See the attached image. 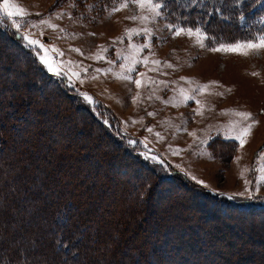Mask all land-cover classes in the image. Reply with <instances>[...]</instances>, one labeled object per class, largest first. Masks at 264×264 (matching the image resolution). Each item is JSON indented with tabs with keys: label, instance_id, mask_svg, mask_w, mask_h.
Listing matches in <instances>:
<instances>
[{
	"label": "rangeland",
	"instance_id": "1",
	"mask_svg": "<svg viewBox=\"0 0 264 264\" xmlns=\"http://www.w3.org/2000/svg\"><path fill=\"white\" fill-rule=\"evenodd\" d=\"M11 2L28 13L23 19L15 18L24 35L55 46L63 53L51 54L57 63L82 64L89 67V75L75 88L61 87L58 80L66 82L65 77L48 72L37 51L23 41L51 76L42 80L57 94L45 86L33 87L35 82L44 83L0 36V264H142L143 259L148 264L150 260L154 264H264V218L252 223L226 218L221 211L209 217L189 196L170 199L172 191L162 190L146 201L139 189L145 180L141 168L169 178L172 167L193 185L231 196L239 205L264 206V50L248 56L225 54L200 48L195 38H172L165 27L167 8L163 7L164 19L156 17L146 25L153 32L151 54L147 49L139 54L161 61L160 72L143 66L138 70L168 87H142L140 97L132 103L138 90L117 78L123 63L117 52L135 55L125 31L145 25L128 17H151L152 13L132 4L112 12L113 0ZM0 17L13 26V20ZM40 20H48L57 30L44 25L25 27ZM257 21L258 28L264 27V16ZM234 30L231 25L223 27V32ZM143 39L134 36L133 43ZM73 48L80 49L83 56L70 50ZM97 54L115 63L96 62L93 57ZM96 68L112 71L93 80ZM254 72L258 75L253 76ZM142 79L147 83L146 77ZM203 85L209 87L205 94H197L203 110L200 116L194 113L192 101L187 106L180 102L179 90L192 94L191 89ZM65 91L88 112L117 121L121 129L115 135L127 144H113L84 113H77L61 97ZM85 93L91 103L83 99ZM170 98L176 106L162 102ZM235 112L251 113L259 121L243 148L224 138L234 123H243ZM172 149L183 151L173 155ZM146 152L149 157H159V162L145 158L142 153ZM225 202L221 205L228 208ZM233 227L243 232L237 235Z\"/></svg>",
	"mask_w": 264,
	"mask_h": 264
},
{
	"label": "snow or ice",
	"instance_id": "2",
	"mask_svg": "<svg viewBox=\"0 0 264 264\" xmlns=\"http://www.w3.org/2000/svg\"><path fill=\"white\" fill-rule=\"evenodd\" d=\"M113 3H114V7L112 8V12L120 11L124 8H127L129 4H132L138 7L141 11L147 10L150 13H152L151 17L144 15H140V16L134 15L128 17L129 20L132 21L139 20L141 21L142 24L145 25L142 28L126 29L125 31V37L128 41L129 48L132 50L133 53H135V55L121 56L117 52V59L123 61V63H120L119 65L121 71L117 75V78L135 85L138 91H137V96L132 98V103H136V100L140 97L139 90L142 87L150 88L153 84L156 85L163 84L165 89H167L168 87L166 82L153 80L152 77L147 76V73L138 70L140 66H143V67H148L149 71L151 72H158V73L160 72L161 61L159 60L150 61L148 56H141L139 54L143 53L145 49H147L149 51V54H151L153 32L146 25L148 23H154L156 17H160L161 19H164V14L162 13L161 9L166 6V0H119L118 4L116 3V0H113ZM0 15H3L8 19L13 20V27L16 29L17 33L21 36V39L30 48L37 51L39 62L47 69L48 72L56 76L63 75L65 77L67 85L72 88H75L77 82L79 83L84 82L83 77L89 75V67L84 66L82 64H74L72 61H67L65 63L63 60H61L59 63H57L55 57L52 56L51 54L55 53L57 56H63V53L58 48H56L55 46L46 45L45 43L41 42L40 39H35L32 37V35H24L21 32V24L17 22L15 18L19 17L23 19L28 15V13L23 7H21L19 4L12 3L11 0H2V2H0ZM36 15H40V14L37 13ZM62 15L63 13H61V16ZM69 18L71 19L72 17L69 16ZM39 25L50 27L53 29V31L57 30L56 25L50 24L48 20H40L38 24L29 23L25 25V27L28 29H34ZM165 27L168 29V31L172 32V38H176L181 35H185L189 39L195 38L200 48L207 47L208 50L212 52H222L225 54L248 56L250 53L253 52L258 53L264 50V32L256 35L252 39L237 40L234 42L224 43L221 42L217 37L210 35L206 29L200 26L199 23L193 25L188 22H185L183 24L168 22L165 24ZM60 31H63V29H60ZM40 35L43 36V32H41ZM90 35H94V34L90 33ZM134 36H142L144 38L143 42L140 44L133 43ZM206 41H209L210 43L206 44L205 43ZM123 42H124L123 39L119 41V43H123ZM113 43H117V42L113 41ZM100 47L102 49V53H107L108 49L103 48V46ZM70 50L83 56V53L78 48H73ZM93 59L96 62L105 61L109 64L115 63V61L108 59L103 54H97L93 57ZM149 65H151V67ZM163 66L168 68L173 67L171 64H164ZM76 69H79V71H77ZM111 71H112L111 68L108 69L96 68L94 69L96 75H92L91 78L93 80H96L98 79L99 75L106 76ZM133 73H135V75H133ZM252 75L257 76L258 73L254 72L252 73ZM145 77L147 78V83H145L144 79H142ZM182 79H184L186 83L189 84L192 83L190 80H187L186 78H182ZM208 87L209 85H203L193 88L191 89L192 94L186 93L185 90L181 88L179 90L181 96L180 102L187 106L188 102L192 101L196 105V107L193 109L194 113L196 115L202 116L203 110L200 108L201 101L197 98V94H205L207 92ZM156 98L160 99V97H156ZM83 99L85 101H88L89 103L92 102L90 96L86 93L83 94ZM148 99L151 100L152 96H149ZM162 102L165 104H172V106H176L174 103V98L163 100ZM148 115L154 116V113L149 112ZM234 115L239 117V121L243 123L242 124L234 123L231 129L229 130V134L224 138L235 141L237 143L238 148H243L247 142V137L251 135L252 129L259 123V121L255 120L252 117V114L248 112H235ZM147 131L149 133H152L153 129L151 127H148ZM155 135L157 136L158 142H162V139L160 138V134L156 133ZM190 135L194 136L195 133H191ZM129 143L131 144L135 142L130 140ZM141 143L144 142L142 141ZM144 147L147 148L146 143H144ZM181 151L183 150L172 149V154L178 155ZM142 155H144L145 158H150L152 160H156L159 162V157L155 155L149 157L147 152L142 153ZM261 156L264 157V151L261 152ZM193 179L195 178L193 177ZM196 183L207 187V185L204 184V182L201 180H196ZM248 183L249 181L246 180L245 181L246 190ZM261 183H264V177L261 178ZM256 191L257 192L259 191V185H257ZM248 198H253V197L249 196Z\"/></svg>",
	"mask_w": 264,
	"mask_h": 264
},
{
	"label": "trees",
	"instance_id": "3",
	"mask_svg": "<svg viewBox=\"0 0 264 264\" xmlns=\"http://www.w3.org/2000/svg\"><path fill=\"white\" fill-rule=\"evenodd\" d=\"M165 7L167 8L166 20L168 22H174L177 24L188 22L193 25L196 23H199L200 26L205 25V28L210 35L217 37L224 43L252 39L256 35L264 32V27L258 28L260 22L257 21L259 17L264 16V0H166ZM242 19H245L247 23L244 24ZM3 22L6 23V27L3 26ZM0 23V36H2V38L16 50V54L21 59L20 61L27 62L30 67L37 72L41 81L44 83L43 85L40 82H35L32 86H39L42 89L43 86H45L52 94H57L54 91H51L48 88V85L42 80V77L47 80L51 77L50 74H48L47 71L41 67L36 54H34L30 48L26 47L16 29L7 19L0 17ZM225 25H231L235 30L233 32H223V27ZM9 69H11V67L7 68V70ZM39 73H41L42 76H40ZM58 82H60L61 87L65 86L64 88H67L66 82H63L62 80H58ZM45 90H43V92ZM45 92L47 93V91ZM61 95L62 98L72 105L77 113H84L89 122L96 124L95 126H97L102 131L104 136L111 140L113 144L117 146L118 144H127L123 139L116 137L115 135L116 133L119 134L118 128L121 129L117 121L115 124L109 120V116L106 114L101 117H97L88 112L86 109L81 107V101L79 99H72L71 95L67 93V91ZM33 112H35V110ZM122 148L124 147L122 146ZM128 153L130 154L131 152L129 151ZM133 162L137 166L140 165L138 160L136 161L133 159ZM139 172L145 175V180L140 182L139 189L143 190L144 200L146 201L151 200L153 198V194L156 192L158 193L162 190L167 192L172 191V194L169 197L170 199L172 197L177 199L189 196L192 202L197 203L198 207L202 210V213H208L209 217H211L213 213H219L221 211V215L223 214L226 218L232 219V216H234L236 218L247 219L252 223H256L260 219L264 218V206H255L258 203L251 205L252 207H248L247 204L246 206L239 205L238 200L231 196L228 197L227 195L216 194L210 190L193 185L186 176H184L181 172L174 170L172 167H170L172 177L169 178L161 177L156 173V171H153L148 167L141 168ZM1 177L2 176L0 175V179ZM223 200H226L225 203L226 205H229L228 208H224L225 205H221V201ZM227 226L230 227L229 224ZM233 229L236 231L237 235H240L243 232L241 229L234 227ZM149 262L154 264L152 260ZM2 264H20V262L13 263L10 261ZM142 264L148 263H146L143 259Z\"/></svg>",
	"mask_w": 264,
	"mask_h": 264
}]
</instances>
